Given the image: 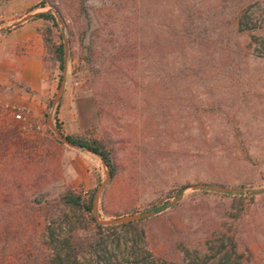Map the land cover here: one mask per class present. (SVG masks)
<instances>
[{
	"label": "rangeland",
	"instance_id": "1",
	"mask_svg": "<svg viewBox=\"0 0 264 264\" xmlns=\"http://www.w3.org/2000/svg\"><path fill=\"white\" fill-rule=\"evenodd\" d=\"M29 1L30 12L62 17L65 32L56 17L58 26L48 22L44 31L52 28L54 45L64 44V35L69 52L61 70L46 47L50 93L30 105L41 129L23 134L16 123L0 129V264L42 263L50 253L45 225L61 231V196L71 190L94 198L106 179L98 156L57 138L50 115L64 136L105 140L117 159L119 173L99 201L100 219L170 203L142 223L148 243L168 259L180 263L186 247L205 252L209 237L231 230L242 264H264V57L246 49V38L229 24L237 4L187 0L194 12L188 41L200 40V68L186 69L185 59L169 50L173 22L184 20L179 0ZM263 9L264 0L257 16ZM5 17L1 8L0 28L22 19ZM135 42L152 45V55H135ZM179 69L196 76L180 78ZM201 184L233 191L196 188ZM181 187L187 188L177 196ZM81 230L93 234L91 225ZM115 233L121 249L133 239L128 230Z\"/></svg>",
	"mask_w": 264,
	"mask_h": 264
},
{
	"label": "trees",
	"instance_id": "2",
	"mask_svg": "<svg viewBox=\"0 0 264 264\" xmlns=\"http://www.w3.org/2000/svg\"><path fill=\"white\" fill-rule=\"evenodd\" d=\"M140 1L143 4L144 0ZM180 1H176V5L181 4L180 9L184 20L179 26H177V21L174 20L171 37L172 43L169 50L172 55L177 54L185 59L187 63L185 65L186 69L188 67L197 69L200 68V58L196 54V50L198 53L200 52V40L194 41V44L190 40L188 41L192 37L191 24L193 23H191V17L194 14L192 10L193 5L190 1L187 2V0H184V2L183 0ZM262 1L233 0V3H236L237 6L235 13L230 17L229 24L241 36L246 38V49L253 48L257 56L264 57V9L258 16L255 12L256 9L261 7ZM176 5L174 6L176 7ZM34 17L52 22L53 27L58 26L55 16L51 12H41ZM60 38L63 39L62 35H60ZM44 41L47 48L53 49L60 69L63 70L65 65L63 42L60 45H54L52 28L44 31ZM136 42L132 47L135 55L141 52L152 55V45L141 44V46ZM178 48L181 49L182 54L178 53ZM94 50L95 42L92 39L85 57L88 65L94 64ZM179 74L182 75L180 78H193L196 76L190 73L184 74L180 69ZM98 115H101L100 111ZM58 129L61 131V127L58 126ZM67 138L73 144L81 146L82 149L98 156L104 161L110 170L112 180L118 175L117 159L108 147L107 141L86 139L81 136H67ZM186 188L181 187L178 189L177 196L181 195ZM226 194L234 196L243 195V193ZM255 194H258V192L250 193L248 197L253 199L255 198ZM5 201L3 199V202ZM169 204L154 205L150 210V212L155 214L153 217L120 225L104 226L99 224L94 217L93 195L88 200H85L76 192L68 190L60 198L62 209L57 218H59V222L61 223V231L57 233V230L53 229L51 224L45 225V235L50 253L42 263L38 264H242L244 257L238 251V239L235 232H231V230L222 234H213L209 237L206 240L205 252H201L198 249H189L188 247L179 249V252L183 254L180 263L176 261V258L174 260L168 259L158 247L151 246L148 243V233L142 227V223L156 219L157 215L162 213ZM70 213L74 214V221L70 217ZM68 221H70L71 227H66ZM90 225L93 226V234L83 236L81 229L83 226L88 227ZM118 228L128 230V232L133 234L131 243H127L128 245L123 249H121L120 240L117 239L115 233ZM113 240H117L114 243V247L111 246Z\"/></svg>",
	"mask_w": 264,
	"mask_h": 264
},
{
	"label": "crops",
	"instance_id": "3",
	"mask_svg": "<svg viewBox=\"0 0 264 264\" xmlns=\"http://www.w3.org/2000/svg\"><path fill=\"white\" fill-rule=\"evenodd\" d=\"M29 0H4L2 6L8 23L30 12ZM48 21L33 17L16 29L0 34V100L31 105L50 93L44 62L46 44L44 27Z\"/></svg>",
	"mask_w": 264,
	"mask_h": 264
},
{
	"label": "water",
	"instance_id": "4",
	"mask_svg": "<svg viewBox=\"0 0 264 264\" xmlns=\"http://www.w3.org/2000/svg\"><path fill=\"white\" fill-rule=\"evenodd\" d=\"M51 13L53 15H55L57 21L61 24L62 31L65 32L66 28H65L64 22L62 20V17L57 12H51ZM33 17H34V15L30 14V15H27L24 18L20 19L19 21L13 23L12 25H7V26H4V27H1L0 28V34L4 33V32H7V31H10V30H13V29H16L22 23L32 19ZM63 39H64V49H65V65L64 66H65V70H66L67 61H68L69 46H68V41L64 37V35H63ZM65 80H66V76L64 75L61 87L59 88V91H58V93H57V95L55 97L54 105H57L60 102L61 98H62V95H63V92H64V86H65V82H66ZM49 121H50V126H51L52 130L54 131V133L56 134L57 138L61 142H63L64 144H66V145H68L70 147L77 148V149H82L81 146L75 145L71 141H69L67 136H64L62 132H60L56 127H54L52 125V117H51V115L49 116ZM102 163H103V167L105 169L106 179L98 187V189L96 190V193L94 195V198H93V212H94V217H95L96 221L99 224L104 225V226H113V225H120V224H124V223L135 222V221L142 220L144 218L151 217L153 215V213L148 212V213H143V214H135V215L119 217V218H116V219H113V220H102V219H100V216H99V213H98L99 201H100L101 196H102L103 192L105 191L108 183L112 179L110 170L108 169L106 163L104 161H102ZM196 188H198V189L210 188V189H213V190H216V191H223V192L233 191V190H230V189H227V188L218 187V186H210V185H206V184L197 185Z\"/></svg>",
	"mask_w": 264,
	"mask_h": 264
},
{
	"label": "built area",
	"instance_id": "5",
	"mask_svg": "<svg viewBox=\"0 0 264 264\" xmlns=\"http://www.w3.org/2000/svg\"><path fill=\"white\" fill-rule=\"evenodd\" d=\"M4 0H0V7ZM16 123L23 134H30L41 129L27 104L0 100V129H6Z\"/></svg>",
	"mask_w": 264,
	"mask_h": 264
}]
</instances>
